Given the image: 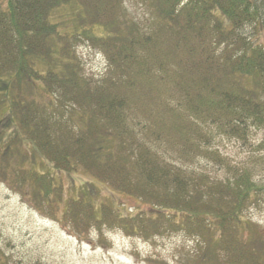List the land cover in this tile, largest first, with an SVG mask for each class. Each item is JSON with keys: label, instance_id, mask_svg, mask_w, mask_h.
Returning a JSON list of instances; mask_svg holds the SVG:
<instances>
[{"label": "rangeland", "instance_id": "374dc122", "mask_svg": "<svg viewBox=\"0 0 264 264\" xmlns=\"http://www.w3.org/2000/svg\"><path fill=\"white\" fill-rule=\"evenodd\" d=\"M165 4L70 0L49 18L37 8L38 23L54 22L56 32L47 41L34 35L39 45L29 58L56 74L45 85L34 77L17 84L3 102L12 78L0 62V264H264V94L253 98L257 111L241 116L218 107L220 95L183 73L175 38L161 23ZM250 39L264 45V26ZM221 40L205 39L217 53L229 48ZM5 45L0 40V59ZM231 84L226 89L242 92ZM112 97L123 107L112 109ZM11 103L29 104L34 142ZM100 133L111 134L102 141ZM47 145L67 152L70 163L53 165L40 151ZM90 146L110 159L100 164ZM145 154L164 164L163 176L178 173L179 185L143 176L137 160ZM232 197L241 222L220 217L232 213ZM178 204L195 212L178 222L168 210ZM212 216L218 227L208 236Z\"/></svg>", "mask_w": 264, "mask_h": 264}, {"label": "trees", "instance_id": "16d2710c", "mask_svg": "<svg viewBox=\"0 0 264 264\" xmlns=\"http://www.w3.org/2000/svg\"><path fill=\"white\" fill-rule=\"evenodd\" d=\"M162 1V0H161ZM166 1L165 17L162 20V24L167 28L175 38L173 45V53L179 57V64L183 66L186 74H189L198 87L208 88L210 92L220 95L221 100L218 102L221 108H229L234 114L244 115L250 110L257 111V102L253 99L255 96L264 94L263 79H264V45L259 42H254L251 37L255 35V31H258L264 26V0H163ZM70 0H7L4 3L0 0V40L1 43L5 41L6 45L2 50V57L0 62L9 65L5 70V73L10 75L12 80L6 82L5 98L1 101H9V93L13 92L14 86L19 84L20 86L26 83L27 80L42 79V83L37 85H45L46 78L51 74H56L53 69H49L46 72L41 71L34 66L35 61L30 60L29 56L35 54L34 48L39 44L34 43V35L42 36L46 41L51 34L56 32V25L48 22L38 23L40 19V13L37 11L39 8L41 15L49 18L51 11L58 9L62 5L67 4ZM48 26V27H47ZM19 36L17 42L14 41L15 35ZM6 34H12L8 40H5ZM221 36V41L227 43V47L223 51L217 53L214 46H210L206 37ZM121 41V40H120ZM53 42V41H52ZM126 44L133 43L132 38H128ZM148 46H149V42ZM238 44L243 46V50L239 53H232V46ZM47 46V45H43ZM56 44H50L48 49L51 48V55L55 52ZM13 48V49H10ZM15 50V57L10 55V52ZM184 50L186 51L187 58L182 61L184 56ZM118 59L124 60L122 53H118ZM36 55H39L36 53ZM34 55V58L38 56ZM42 59V58H41ZM137 53L133 56V65H136L138 60ZM148 60L143 59V65ZM59 59H56L55 66L59 64ZM119 64V63H118ZM2 70V67L1 69ZM182 68L180 70V74ZM4 73V72H3ZM2 72L0 73L3 74ZM63 73H66L65 71ZM179 74V75H180ZM65 79L66 76H61ZM181 80V79H180ZM20 83H18V82ZM184 81V80H182ZM36 81H34L35 83ZM231 83H236L241 86L242 92H233L226 89ZM181 85L187 94L190 93V88L184 82ZM200 88V89H201ZM1 90V87H0ZM21 92V91H20ZM20 94V93H19ZM199 97L203 98L202 89L198 90ZM103 108L108 101L106 96L102 97ZM36 100L34 97L31 98ZM118 100H126L120 98ZM26 101V99H25ZM116 97L111 98L112 109L123 107L121 103L116 106ZM33 103V102H32ZM36 104V103H35ZM126 103H123V105ZM16 115L20 114L21 123L28 128L31 140L34 142L36 135L34 130L30 129L32 120L26 116V108L29 106H21L12 104ZM82 116V115H81ZM121 116V115H120ZM13 117H15L13 115ZM243 118L237 119L241 121ZM111 133H100L102 141L107 140V135ZM119 136V133H118ZM116 135L115 138L117 139ZM48 145L41 146V152L49 153L48 160L51 161L56 167H64L60 160L70 163L68 157L70 156L65 151H59L54 153L53 150L49 151ZM52 149V148H51ZM98 152V153H97ZM61 153V159L52 156ZM97 153V154H96ZM86 154V153H85ZM93 159H97L101 163L107 162L110 158L102 151V148H96L90 146L88 152ZM86 154V155H87ZM103 156L105 158L103 159ZM141 160H137V164L140 168V172L150 182L156 180L160 181L164 185L178 186L179 175H173L171 178L163 176V172L167 173L164 164L161 166L157 163L156 159H143V155L139 157ZM251 192H244V196H249ZM226 201L227 209H232V213L221 214L220 217L227 216L230 220L235 219L236 222L243 221L240 213V205L237 201ZM179 203V201H178ZM190 208V207H189ZM221 209H225L222 207ZM171 214L177 219L178 222L186 219L187 214H193L195 209H185L180 204L172 205L168 209ZM154 213L151 214L153 216ZM194 216V215H193ZM179 219V220H178ZM208 228L211 229L213 225H218L212 222L218 220L215 216L208 218ZM212 220V222H211ZM221 228V227H220ZM203 229V228H200ZM214 233V230L208 231V236ZM221 237L217 236L215 238ZM213 238V237H212ZM215 242L216 240L213 239ZM242 246V245H241ZM259 254V253H258Z\"/></svg>", "mask_w": 264, "mask_h": 264}]
</instances>
